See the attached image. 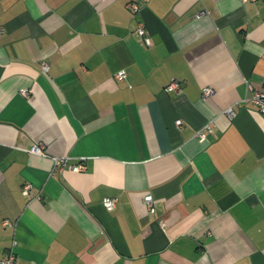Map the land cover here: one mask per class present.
Returning a JSON list of instances; mask_svg holds the SVG:
<instances>
[{
  "label": "crops",
  "instance_id": "1",
  "mask_svg": "<svg viewBox=\"0 0 264 264\" xmlns=\"http://www.w3.org/2000/svg\"><path fill=\"white\" fill-rule=\"evenodd\" d=\"M262 88L264 0H0V258L264 264Z\"/></svg>",
  "mask_w": 264,
  "mask_h": 264
},
{
  "label": "built area",
  "instance_id": "2",
  "mask_svg": "<svg viewBox=\"0 0 264 264\" xmlns=\"http://www.w3.org/2000/svg\"><path fill=\"white\" fill-rule=\"evenodd\" d=\"M132 7L134 10H137V6L136 4H132ZM204 14V12H201V15ZM137 35L143 40V42L145 43L146 46L150 45V39L146 33V31L142 28L139 27L137 29ZM41 69L43 72H46L48 70V64L47 62L43 61L41 62ZM116 78L118 80H122L125 77V74L123 71H120L119 73H117ZM247 87L248 89H250V85L247 83ZM179 88V81L176 79L171 80L166 87L164 88V91L166 92H171V91H176ZM213 94V89L210 87H203L202 89V97L203 98H208ZM23 95H26V92H23ZM257 108L258 112L261 115H264V88L260 89V90H256L253 92L252 97L249 99ZM223 113L229 118L232 119L234 118L235 114L232 110L231 107L226 108ZM177 125H180L181 121L177 120L175 122ZM208 127V126H207ZM197 136L200 139H204V136L202 134L201 131H199L197 133ZM31 153L34 154H43L44 151L42 149V147L40 145L37 144H33L29 150ZM54 164L58 165L60 162H64L65 161V157H55L53 158ZM84 170V165H77L75 167H73V171H82ZM29 186L27 185L25 187L24 190H28ZM143 202L147 207L148 211H153V207H152V203H153V199L152 196L150 194H146L143 197ZM103 207L107 210V211H111L114 208L115 205V199L112 198H106L103 203H102ZM160 224L162 226L165 225V223L163 221H160ZM3 225H9L8 221H3ZM0 264H22L18 261L17 257L14 255V253L12 252V250H8L6 251L3 256L0 258Z\"/></svg>",
  "mask_w": 264,
  "mask_h": 264
}]
</instances>
